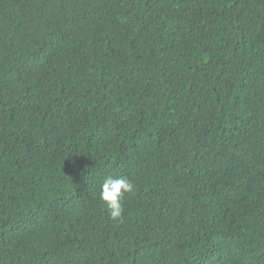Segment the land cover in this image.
<instances>
[{"label": "trees", "instance_id": "obj_1", "mask_svg": "<svg viewBox=\"0 0 264 264\" xmlns=\"http://www.w3.org/2000/svg\"><path fill=\"white\" fill-rule=\"evenodd\" d=\"M0 264H264V0H0Z\"/></svg>", "mask_w": 264, "mask_h": 264}, {"label": "clouds", "instance_id": "obj_2", "mask_svg": "<svg viewBox=\"0 0 264 264\" xmlns=\"http://www.w3.org/2000/svg\"><path fill=\"white\" fill-rule=\"evenodd\" d=\"M134 190L133 181L127 177L108 176L105 178L100 187L99 198L107 206L111 218L122 220L124 197Z\"/></svg>", "mask_w": 264, "mask_h": 264}]
</instances>
